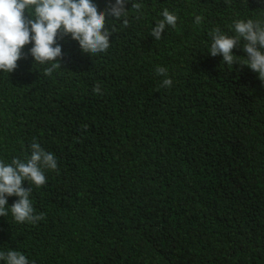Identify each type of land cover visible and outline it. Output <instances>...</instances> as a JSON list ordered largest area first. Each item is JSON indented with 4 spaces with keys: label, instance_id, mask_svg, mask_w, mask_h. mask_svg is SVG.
<instances>
[{
    "label": "trees",
    "instance_id": "16d2710c",
    "mask_svg": "<svg viewBox=\"0 0 264 264\" xmlns=\"http://www.w3.org/2000/svg\"><path fill=\"white\" fill-rule=\"evenodd\" d=\"M165 8L177 24L155 40ZM126 9L107 17L106 52L63 36L52 74L30 44L0 73V159H24L33 139L58 158L43 185L23 182L42 218L0 216V250L35 264H264V82L208 53L212 29L232 35L234 20L264 19V3L129 0ZM243 43L235 55L246 56Z\"/></svg>",
    "mask_w": 264,
    "mask_h": 264
},
{
    "label": "clouds",
    "instance_id": "9594fccd",
    "mask_svg": "<svg viewBox=\"0 0 264 264\" xmlns=\"http://www.w3.org/2000/svg\"><path fill=\"white\" fill-rule=\"evenodd\" d=\"M129 0H108V7L101 10L97 0H0V73H11L18 67V60L24 58V47L31 45L28 53L36 65L46 66L50 75L60 67L63 57L62 45L58 38L70 36L78 42L85 53L91 55L106 52L111 45L112 31L108 26V16L113 21L127 17ZM264 3V0H261ZM133 7L141 8L140 3ZM160 19L151 29V35L159 40L168 27H175L177 15L168 8L160 12ZM201 16L195 23H201ZM232 35L220 28L211 30V43L208 53L222 56V62L232 68L234 62L246 65L258 73L264 82V19L252 17L236 19L231 26ZM242 44L246 56H237L233 49ZM166 67H157L158 75L163 76L162 85L170 87L172 79L167 76ZM94 91L99 92L97 87ZM29 153L24 159L12 158L10 162L0 159V216L11 213L17 223H35L42 217L34 214L31 188L23 186L24 181L37 187L46 182V170L58 167L54 152L46 150L35 139L28 145ZM17 199L9 206L8 197ZM0 264H35L23 252L8 249L0 250Z\"/></svg>",
    "mask_w": 264,
    "mask_h": 264
}]
</instances>
